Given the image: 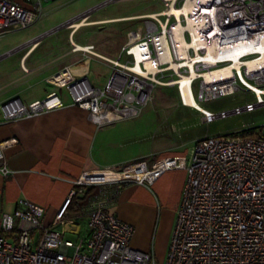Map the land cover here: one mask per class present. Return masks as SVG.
Here are the masks:
<instances>
[{
    "label": "built area",
    "instance_id": "2783aa9c",
    "mask_svg": "<svg viewBox=\"0 0 264 264\" xmlns=\"http://www.w3.org/2000/svg\"><path fill=\"white\" fill-rule=\"evenodd\" d=\"M43 1L0 0V35L31 26ZM161 1L160 11L136 17L142 22L127 31L115 59L71 39L73 51L87 59L94 56L109 68L103 85L90 81L87 66L80 71L65 66L48 81L65 89L96 126L138 117L156 85L173 86L179 103L199 111L206 123L263 107L264 0ZM89 11L63 25L74 29V22L84 20ZM55 29L14 47L2 58L32 46ZM238 92L250 94L253 100L218 112L203 106ZM191 97L201 108L188 102ZM62 105L56 91L29 103L12 97L0 103V124ZM14 141L0 142L3 175L12 173L4 152ZM172 169H185L187 178L164 264H264V124L204 135L194 141L189 158L166 156L150 167L139 160L84 171L73 181L77 188L52 224L44 222L42 206L20 198L12 213L0 216V264H159L152 251L131 245L134 226L105 207L114 199L110 188L120 189L127 181L151 185ZM104 171L126 174L113 178ZM96 186L100 192L82 209L86 234L72 231L78 239L65 238V231L56 226L64 221L67 205L86 187Z\"/></svg>",
    "mask_w": 264,
    "mask_h": 264
},
{
    "label": "crops",
    "instance_id": "0c3cea01",
    "mask_svg": "<svg viewBox=\"0 0 264 264\" xmlns=\"http://www.w3.org/2000/svg\"><path fill=\"white\" fill-rule=\"evenodd\" d=\"M96 1L89 0V5L97 3ZM98 5L74 15L91 10L79 28L65 26L69 31L66 48L47 45L37 52L41 46L39 40L20 50L22 52L18 66L0 73V103L12 97H19L22 102L29 103L43 98L50 91H56L63 103L61 107L39 115L20 117L0 124V142L15 140L4 152L5 163L12 173L3 175L0 172V216L4 212L12 213L17 200L26 198L42 206L45 210L44 222L52 224L71 190L77 188L73 181L84 171L139 160L145 161L150 167L166 156H190L196 137L190 138V147H187L188 143H184L182 137L174 139L164 124L156 129L150 126L145 128L144 114L135 119L96 126L88 119L85 110L72 103L65 89L48 81L65 66L84 69L85 67L80 69V64L85 62L90 72V81L103 85L109 76V68L107 67L109 72L103 84L98 79L93 80L92 64L100 62L94 56L87 59L82 52L73 51L71 39L80 45L91 44L94 52L115 59L118 56L112 58L98 52L92 42L79 43L76 34L80 28L117 19H139L128 31L142 22V19L136 17L152 13L90 18ZM176 107L187 106L181 105L178 99ZM177 117L189 116L187 113H179ZM123 175L125 173H121ZM186 178L185 169H172L164 172L151 185L127 181L120 189L110 188L109 192L114 194V199L107 203L105 209L134 226L130 241L133 247L152 251L155 257L160 250L167 253ZM86 189L89 187L84 191ZM95 191L99 193L100 187L96 186ZM85 204L82 203L79 211L69 209L65 212L63 220L76 222L77 228H62L64 234L81 231V220H84L82 209ZM61 224L62 222L58 223L56 227Z\"/></svg>",
    "mask_w": 264,
    "mask_h": 264
},
{
    "label": "rangeland",
    "instance_id": "374dc122",
    "mask_svg": "<svg viewBox=\"0 0 264 264\" xmlns=\"http://www.w3.org/2000/svg\"><path fill=\"white\" fill-rule=\"evenodd\" d=\"M104 1L106 0H97V3L93 5L100 4ZM89 3V0H44L42 12L31 26L24 29L9 30L0 35V56L12 50L14 47L27 42L29 39L45 33L53 27L56 28L55 32L45 35L40 40L41 46L38 48L37 52L43 49V46L47 45L53 48H66L69 31L66 29L65 25H63V22L81 11L93 7V5H89ZM162 8L163 3L161 0H110L93 11L90 18L149 13L160 11ZM138 20L139 19H117L96 26H83L76 34V40L79 43L92 42L98 52L112 58L117 57L120 54L122 44L127 40V29L132 27L133 24H136ZM21 52L22 51L14 52L1 58L0 73L12 70L15 66H18ZM126 58V56H123V60ZM98 61L100 63L94 62L92 64V79H98V81L103 84L109 70L102 60L98 59ZM194 93L196 94V88H194ZM152 96L153 98L141 112V114L145 116L143 119L144 127L150 126L156 129L164 124L168 127L170 134H173L172 137L174 139L177 136L180 138L182 137L183 142L188 143L187 147H190L189 142L191 137H196L193 140L195 141L204 135L214 136L226 134L238 131L243 128V126L258 127L264 124V106L258 107L251 113L217 118L211 123H206L199 111L187 107H176L178 96L173 86L156 85ZM246 100L252 101V96L244 92H238L233 95L208 101L203 104V106L214 112H218L220 109L229 110L236 105H242ZM179 113H187L189 117L176 118ZM97 193L98 192L91 195V197L97 195ZM81 224L80 236H84L87 232L85 218L81 220ZM56 228L59 230L62 229L60 226ZM76 228L77 225L69 226V229L72 230ZM64 237L75 241L79 236L67 232L64 234ZM156 256L158 263L164 264L166 252L160 250Z\"/></svg>",
    "mask_w": 264,
    "mask_h": 264
},
{
    "label": "bare ground",
    "instance_id": "6f19581e",
    "mask_svg": "<svg viewBox=\"0 0 264 264\" xmlns=\"http://www.w3.org/2000/svg\"><path fill=\"white\" fill-rule=\"evenodd\" d=\"M81 22H83V20L80 21V22H74V25H73V26L78 27L79 25H82V24H83V23H81ZM89 24H90V23H89ZM78 28H79V27H78ZM82 67H86V63H85V62L82 63V64H80V69H81ZM73 69L76 70V71H80V70H78V67H77V68H74V67H73ZM188 102H190V103H192V104H194V105H196V106H198V107L201 108V106H200L199 104H197V102L194 101V100L192 99V97L188 100ZM122 173H125V174H126V172H122ZM104 174H107V175H109L110 177H113V178H116V177L121 176V173H118V172H116V171H111V172H108V173H107V171H104ZM76 225H77V223L74 222V221H72V220H65V221L62 222V224L60 225V227H61V228L69 229V226H76Z\"/></svg>",
    "mask_w": 264,
    "mask_h": 264
},
{
    "label": "trees",
    "instance_id": "16d2710c",
    "mask_svg": "<svg viewBox=\"0 0 264 264\" xmlns=\"http://www.w3.org/2000/svg\"><path fill=\"white\" fill-rule=\"evenodd\" d=\"M96 192L97 191H95V187H89V189H86L82 195H74L72 197L71 202L67 205L66 211L69 209H75L79 211L82 203L84 204L87 203L91 195L95 194ZM76 200H77V203H76ZM78 201H81V203L78 204Z\"/></svg>",
    "mask_w": 264,
    "mask_h": 264
},
{
    "label": "water",
    "instance_id": "95a60500",
    "mask_svg": "<svg viewBox=\"0 0 264 264\" xmlns=\"http://www.w3.org/2000/svg\"><path fill=\"white\" fill-rule=\"evenodd\" d=\"M2 58V56H0V59Z\"/></svg>",
    "mask_w": 264,
    "mask_h": 264
}]
</instances>
